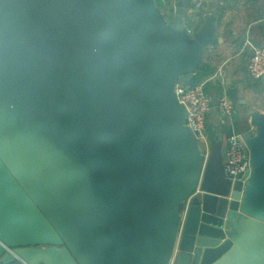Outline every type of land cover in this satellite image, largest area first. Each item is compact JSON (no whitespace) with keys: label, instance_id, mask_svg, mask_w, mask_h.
Listing matches in <instances>:
<instances>
[{"label":"water","instance_id":"water-1","mask_svg":"<svg viewBox=\"0 0 264 264\" xmlns=\"http://www.w3.org/2000/svg\"><path fill=\"white\" fill-rule=\"evenodd\" d=\"M161 3L0 0V264H264V112L246 181L218 135L183 217L203 155L175 90L214 27L192 44L191 1Z\"/></svg>","mask_w":264,"mask_h":264},{"label":"crops","instance_id":"crops-1","mask_svg":"<svg viewBox=\"0 0 264 264\" xmlns=\"http://www.w3.org/2000/svg\"><path fill=\"white\" fill-rule=\"evenodd\" d=\"M186 19L192 44L208 24L214 27L215 43L202 46L200 56L194 53L196 48L190 53L197 64L196 77L209 80L207 94L214 100L225 93L235 106L231 119L223 117L217 106L208 117L207 124L215 136L225 140L240 132L252 113L264 112V80H253L248 70L252 55L249 42L264 46V0H209L202 12L191 4Z\"/></svg>","mask_w":264,"mask_h":264},{"label":"built area","instance_id":"built-area-1","mask_svg":"<svg viewBox=\"0 0 264 264\" xmlns=\"http://www.w3.org/2000/svg\"><path fill=\"white\" fill-rule=\"evenodd\" d=\"M190 1L196 11L202 12L206 9V4L209 0ZM188 32L189 34H192L193 30L188 29ZM249 44L252 50V55L248 65L250 77L257 81L264 80V46H258L251 42H249ZM208 82L209 80H204L196 84H190L189 86L177 84L175 90L179 103L186 108L187 126L199 143L203 155V164L199 183L195 192L189 197L186 203L183 217H185L186 208L190 200L200 192L207 163L213 153V143L207 133V121L215 107L213 106L212 97L209 96L206 91ZM216 108H218L219 113L227 119H231L235 114V106L225 93L217 98ZM224 146V167L227 177L231 179L233 183L238 180L245 182L246 180L243 178L239 179V176H244L245 174L251 172L252 165L250 149L246 143L244 134L241 132L230 134L225 138Z\"/></svg>","mask_w":264,"mask_h":264},{"label":"trees","instance_id":"trees-1","mask_svg":"<svg viewBox=\"0 0 264 264\" xmlns=\"http://www.w3.org/2000/svg\"><path fill=\"white\" fill-rule=\"evenodd\" d=\"M161 4H162L161 8H163L166 5H170V1L169 0H162ZM200 79H201V76L196 77V79L194 80L195 84L200 82ZM207 133H209L208 136H209L210 140L214 142L216 140V136H215V133L212 131V128L210 126H208V124H207Z\"/></svg>","mask_w":264,"mask_h":264},{"label":"rangeland","instance_id":"rangeland-1","mask_svg":"<svg viewBox=\"0 0 264 264\" xmlns=\"http://www.w3.org/2000/svg\"><path fill=\"white\" fill-rule=\"evenodd\" d=\"M170 1V5H166L163 9H162V13L163 14H171L172 10L174 9V0H169ZM247 125V124H245ZM245 125H243L242 127H244ZM213 142V141H211ZM215 142V141H214ZM213 142V143H214ZM213 146V145H212ZM213 149V148H212Z\"/></svg>","mask_w":264,"mask_h":264},{"label":"flooded vegetation","instance_id":"flooded-vegetation-1","mask_svg":"<svg viewBox=\"0 0 264 264\" xmlns=\"http://www.w3.org/2000/svg\"><path fill=\"white\" fill-rule=\"evenodd\" d=\"M174 9L172 10L171 14H167V17H173Z\"/></svg>","mask_w":264,"mask_h":264}]
</instances>
